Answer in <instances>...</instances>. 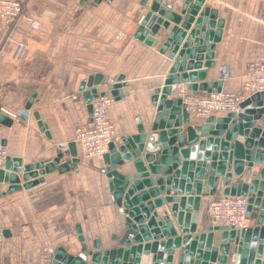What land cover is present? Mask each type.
Wrapping results in <instances>:
<instances>
[{"label":"crops","instance_id":"1","mask_svg":"<svg viewBox=\"0 0 264 264\" xmlns=\"http://www.w3.org/2000/svg\"><path fill=\"white\" fill-rule=\"evenodd\" d=\"M13 1L25 2V17L12 26L0 20V105L16 114L30 99L33 102L28 121L12 117V127L4 138L7 156L21 158L24 164L47 161L55 157L59 144L74 142L77 128L90 121L79 87L91 74H102L104 83L123 74L129 82L124 87L126 97L115 101L109 111L120 138L136 131V117L148 129L155 110L151 96L172 63L167 54L159 53L163 38L156 37L152 47L134 38L152 0H86L85 4L75 0ZM167 1L179 8L184 0ZM205 5L217 9L224 19L215 51L217 65L207 70L206 81H217L227 73L222 91L236 92L249 63L264 58V0H206ZM31 19L39 24L37 29L31 27ZM20 43L25 49L17 58ZM104 83L99 91L106 89ZM194 93L208 94L201 90ZM34 111L39 112L51 138L39 130ZM203 119L192 113V123L202 124ZM77 150V171L45 174V182L39 186L0 197V231H9V237L0 240V264H49L50 249L56 251L61 246L75 253L80 249L77 225L90 246L97 238L108 245L110 225L115 224L119 232V212L103 172L102 156L86 157L80 147ZM262 166L246 168L239 177L234 174L233 181L243 178L249 183L253 172ZM120 171L135 172L132 163ZM149 176L155 179L158 175L149 171ZM223 182L220 177L215 196L203 190L198 232L203 231L202 218L207 225L212 223L208 206L223 195ZM158 210H164L176 223L168 204ZM257 211H252L250 226ZM215 238L219 239L218 233ZM179 252L177 249L175 262ZM234 259L231 248L229 264Z\"/></svg>","mask_w":264,"mask_h":264},{"label":"water","instance_id":"2","mask_svg":"<svg viewBox=\"0 0 264 264\" xmlns=\"http://www.w3.org/2000/svg\"><path fill=\"white\" fill-rule=\"evenodd\" d=\"M205 4L206 0H184L176 8L167 0H152L141 17L134 38L149 47L156 43V37L163 38L159 53L167 54L172 63L151 96L155 110L148 129L136 117V131L112 143L102 155L103 172L119 212V232L115 224L110 225L107 247L99 238L90 246L77 225L80 249L75 253L63 246L50 249L49 264H229L231 248L235 255L232 264H264V93L243 101L237 112L206 117L202 124L192 123V113L173 95V86L179 85L192 92L223 89L222 77L206 81V76L207 70L217 65L215 51L224 19L217 9ZM103 83L102 74H91L80 84L90 117L92 101L98 96L111 95L116 102L126 97L124 87L129 82L125 75L104 83L106 89L99 91ZM32 102L30 99L16 114L0 105V124L12 127V117L28 121ZM32 114L39 130L51 138L39 112ZM79 162L75 142L59 144L55 157L47 161L24 164L21 158L7 156L0 167V197L39 186L45 182V174L77 171ZM127 163H132L134 173L120 171ZM262 164L249 183L243 178L233 181L234 174L242 176L246 168L254 170ZM149 171L158 176L150 178ZM220 177L224 178L223 195L247 198L248 218L257 208L255 222L239 230L213 225L210 220L207 225L202 218L203 231L198 232L203 190L215 196ZM165 204L175 224L168 213L158 210ZM2 237H9V231H0V240ZM177 249L181 252L175 262Z\"/></svg>","mask_w":264,"mask_h":264},{"label":"built area","instance_id":"3","mask_svg":"<svg viewBox=\"0 0 264 264\" xmlns=\"http://www.w3.org/2000/svg\"><path fill=\"white\" fill-rule=\"evenodd\" d=\"M24 10V1L0 0V20L8 25L12 26L25 17ZM30 24L34 29L39 27V24L32 19ZM24 49V44L20 43L17 48V58L22 55ZM222 78L228 79L229 74L223 73ZM256 93H264V58L249 63L245 79L236 92H212L201 96L179 85L174 89L173 95L182 99L188 111L198 117L206 118L220 113L237 112L240 104ZM114 103L115 100L111 95L95 98L92 101V115L89 123L77 128L74 142L83 150L86 157L102 156L109 151L112 143L120 140L109 115L110 107ZM6 130L7 128L0 124V167L4 165L7 157L4 145ZM247 206V198L222 195L209 203L208 216L214 225L246 229L250 226Z\"/></svg>","mask_w":264,"mask_h":264}]
</instances>
